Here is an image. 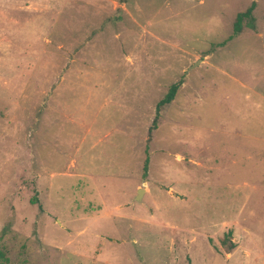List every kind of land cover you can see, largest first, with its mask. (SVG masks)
<instances>
[{
  "label": "rangeland",
  "instance_id": "1",
  "mask_svg": "<svg viewBox=\"0 0 264 264\" xmlns=\"http://www.w3.org/2000/svg\"><path fill=\"white\" fill-rule=\"evenodd\" d=\"M0 251L264 264V0H0Z\"/></svg>",
  "mask_w": 264,
  "mask_h": 264
},
{
  "label": "trees",
  "instance_id": "2",
  "mask_svg": "<svg viewBox=\"0 0 264 264\" xmlns=\"http://www.w3.org/2000/svg\"><path fill=\"white\" fill-rule=\"evenodd\" d=\"M254 8H255V3L252 2L251 5L247 8V10L245 12L240 13L238 15L236 23H235V27H234L235 33H239L241 31V25L244 21L247 22V25L249 27L253 26V24H252V21H253L252 13H253ZM178 88H179V84L172 85L169 88L167 94L164 96V98L157 103V105H156V116H155L154 121H153V127H152V129H150V131L155 128V122L158 118L157 116H158L159 111L161 110V108L164 105L169 104L170 102L173 101ZM147 166H148V158H146L144 161V166H143L144 176L147 173ZM30 202H31V204L38 203V201L36 199H32ZM38 208L41 210L42 209L41 205H38ZM2 260L6 261L3 252L0 251V263L2 262Z\"/></svg>",
  "mask_w": 264,
  "mask_h": 264
},
{
  "label": "water",
  "instance_id": "3",
  "mask_svg": "<svg viewBox=\"0 0 264 264\" xmlns=\"http://www.w3.org/2000/svg\"><path fill=\"white\" fill-rule=\"evenodd\" d=\"M142 192H143V189H139L135 199L137 200L140 199Z\"/></svg>",
  "mask_w": 264,
  "mask_h": 264
}]
</instances>
